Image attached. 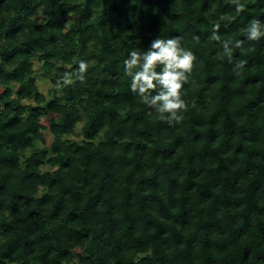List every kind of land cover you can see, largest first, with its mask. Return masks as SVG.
Instances as JSON below:
<instances>
[{"label": "trees", "instance_id": "obj_1", "mask_svg": "<svg viewBox=\"0 0 264 264\" xmlns=\"http://www.w3.org/2000/svg\"><path fill=\"white\" fill-rule=\"evenodd\" d=\"M240 2L0 0V264H264V38L243 31L264 0ZM158 35L196 57L179 123L124 76Z\"/></svg>", "mask_w": 264, "mask_h": 264}, {"label": "clouds", "instance_id": "obj_2", "mask_svg": "<svg viewBox=\"0 0 264 264\" xmlns=\"http://www.w3.org/2000/svg\"><path fill=\"white\" fill-rule=\"evenodd\" d=\"M236 12L245 9V3L233 0ZM215 27H219L216 25ZM246 40L258 41L264 38V19L254 18L243 29ZM213 39L218 37L213 35ZM243 40L233 43L223 41L225 55L231 60L232 47H241ZM193 52L181 43V37L161 38L158 35L144 51L132 50L124 60V76L129 81L130 91L137 94L149 108L155 109L161 119L179 123L183 120L182 110L187 107L182 89L190 81ZM246 61H239L238 67L243 68ZM159 67V71L157 68ZM87 64L79 62L78 78L83 80ZM63 83H71L69 75H65Z\"/></svg>", "mask_w": 264, "mask_h": 264}, {"label": "rangeland", "instance_id": "obj_3", "mask_svg": "<svg viewBox=\"0 0 264 264\" xmlns=\"http://www.w3.org/2000/svg\"><path fill=\"white\" fill-rule=\"evenodd\" d=\"M34 68L36 71L34 78H35L39 91L44 96H46L48 99H50L51 94L56 90V88L54 87V84L52 83V79L54 77L45 73V71L42 69V67L37 62H35ZM26 103H29V101H26ZM81 127H82L81 125L78 127V132H80ZM46 134H47V139H48V146H50L51 136L49 133H46ZM38 146L43 147L41 143H38Z\"/></svg>", "mask_w": 264, "mask_h": 264}]
</instances>
